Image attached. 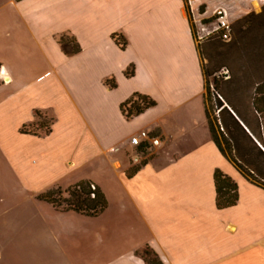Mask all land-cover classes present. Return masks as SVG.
Returning <instances> with one entry per match:
<instances>
[{"label":"rangeland","instance_id":"obj_1","mask_svg":"<svg viewBox=\"0 0 264 264\" xmlns=\"http://www.w3.org/2000/svg\"><path fill=\"white\" fill-rule=\"evenodd\" d=\"M186 3L198 44L207 42L209 37H218L213 33L217 10H224L234 29L238 20L264 10V0H186ZM212 5L222 7L215 9L211 17L202 19L197 27L195 16L199 19ZM23 17L19 4L15 6L11 0H0V62L13 77L10 83L0 77V264H53L55 256L44 246L40 247L42 244L39 245L36 232L31 234L30 225H36L45 215L61 220L38 202V195L56 186L66 189L88 178L104 184L112 208L88 222L70 217L60 222L64 229L63 264H107L119 255L123 241V237H119L122 228L119 221L122 222L124 211L123 183L113 164H106L97 156L95 147L101 122L98 111H105L106 107L112 111L115 99L99 98L102 94L96 77H88L87 84L73 88L49 75L44 81H38L36 78L50 67L49 49L36 30L27 27ZM254 21L240 34L233 30L231 38L238 37L236 42L232 39L218 44L222 46L221 55L210 49L208 65L203 58L205 70L207 66L218 69V74L225 75L226 79L236 73V82L241 85L244 96H251L252 86L264 80V36H259L264 32V20L262 23H258L260 18ZM261 68L263 73L258 71ZM205 77L206 102L215 119L217 110L212 92L223 93L209 85L213 78L206 74ZM84 90L88 92L86 100ZM36 110H41L43 118L36 115ZM34 119L37 120L28 123ZM42 122L48 126L53 122L52 134L46 135L47 127L39 126ZM115 123L123 127L120 122ZM91 145L93 155L87 152ZM137 154L141 151L136 148L126 154L131 170L155 156L154 152L149 156L142 153V158L136 162ZM215 161L218 168L238 184V202L219 208L207 193L203 202L201 196L196 200L190 191H182L172 202L170 211L180 217L183 224L158 225L157 228L164 229L162 241L182 252L173 264H264V189L248 181L223 156ZM196 201L204 211L193 216L191 210L197 207ZM156 211L160 214L159 207ZM12 223L15 225L11 226ZM229 225L236 229L229 230ZM72 227L74 229L69 230ZM23 234H31V242L29 236L25 241ZM144 250L137 252L143 258L147 257ZM147 259L153 262L152 256Z\"/></svg>","mask_w":264,"mask_h":264},{"label":"crops","instance_id":"obj_2","mask_svg":"<svg viewBox=\"0 0 264 264\" xmlns=\"http://www.w3.org/2000/svg\"><path fill=\"white\" fill-rule=\"evenodd\" d=\"M11 2L15 6H21L24 23L28 28L36 30L49 49L50 67L36 78L38 81H44L49 75L73 88L77 84H87L88 77H96L102 94L99 98L106 97L109 101L111 97L115 99L112 111H108L107 107L105 111H98L101 122L97 127L99 142L95 147L97 156L100 155L102 162L113 164L123 183L124 211L122 216L119 213L122 217V222L119 221V227L122 226L119 237H123V241L120 242L119 255L114 256L107 264H147L142 255L137 253L145 247L153 249L164 264L177 262L182 252H178L173 244L162 241L164 229L160 230L157 226L183 224L180 217L174 216L170 211L172 202L182 191H190L196 200L201 196L200 200L203 202L207 193L215 203L217 193L214 172L218 168L215 160L222 156L225 158L209 128L203 58L197 38L193 35L185 1ZM219 7L222 6L212 5L203 15L200 14L199 19L195 16L197 27L202 19L211 17ZM115 33L122 34L127 39L125 49L113 38ZM62 34L74 36L81 51L73 55L67 54L58 41ZM0 64V77L6 83L12 82L10 72L2 62ZM132 65L135 66V75L128 77L125 73ZM108 79L115 80L117 86L111 88L107 85ZM83 93L86 100L87 90ZM135 93L150 96L157 102V106L141 115L127 118L122 104ZM37 111L41 110H36V115ZM115 122H120L123 127L119 128ZM135 126L138 128L132 131L131 128ZM51 128V132L46 135L53 133V122ZM140 130H148L161 137L163 143L153 148L155 156L148 158L136 174L129 176L131 167L126 154L135 150L131 137ZM93 151V146L87 149L92 155ZM82 180L92 181L105 192L109 205L102 214L88 216L73 210H61L40 199L39 195L37 200L61 221L70 217L72 220L88 222L110 211V194L104 184L91 178ZM198 202L196 201L197 207L191 210L193 216L204 211L198 207ZM158 207L160 214L157 215ZM60 222L45 215L37 220L36 225H30L31 234L36 232L39 245L42 244L40 247L44 246L55 256L53 264H63L61 247L64 229ZM13 225L15 224L12 223L11 226ZM72 229L74 228L69 230ZM228 229L233 231L236 228L229 225ZM18 230L15 231L18 233ZM31 234H23L22 237L25 239L29 236L31 242Z\"/></svg>","mask_w":264,"mask_h":264},{"label":"trees","instance_id":"obj_3","mask_svg":"<svg viewBox=\"0 0 264 264\" xmlns=\"http://www.w3.org/2000/svg\"><path fill=\"white\" fill-rule=\"evenodd\" d=\"M184 1L187 11H189L186 0ZM259 18L260 22L258 23H262L264 10L260 14L250 13L238 20L235 23V29L234 25L232 26L233 30L240 34L246 31L247 27H250L255 22V19ZM191 26L193 35L196 38L195 25L192 20ZM263 33L259 36L263 37ZM113 38L123 49L127 47L128 41L122 34L115 33ZM232 39H235L234 41L236 42L238 37H233ZM58 41L69 55L81 51L80 44L72 35L62 34L59 36ZM220 42H223L220 36L209 37L207 42H199L198 47H200L201 56L207 61V65L211 62L210 49L221 55L219 51L222 46L218 45ZM204 71L207 77L213 78L209 85H214L215 89L219 90V92L221 90L223 93L215 95L212 92L216 101L217 114L215 119L206 102V115L213 140L225 158L248 181L264 189V80L252 86L254 90L251 96H244L241 95V85L238 81L236 82V79H238L236 73L226 79L225 75L218 74L220 72L218 69H211L207 66ZM258 71L263 73L262 68L258 69ZM125 74L128 77L134 76L135 66H130ZM257 76L260 77L259 75ZM106 83L111 88L117 86L116 81L113 79L106 80ZM155 106H157V102L150 96L135 93L122 104V110L127 118H132ZM37 115L43 118L41 111H37ZM39 126L41 129L47 127L45 130L47 134L52 130L51 125L48 126L45 122L40 123ZM146 162L132 168L129 171V176L136 174ZM214 179L217 206L226 208L235 205L239 200V186L236 181L219 168L214 172ZM39 198L50 202L58 209L73 210L88 216L102 214L109 205L108 198L102 188L90 180L79 181L66 189L60 186L53 187L39 194ZM143 254L147 256L144 258L147 264H164L153 249L145 247ZM148 256L153 257V262L147 259Z\"/></svg>","mask_w":264,"mask_h":264},{"label":"built area","instance_id":"obj_4","mask_svg":"<svg viewBox=\"0 0 264 264\" xmlns=\"http://www.w3.org/2000/svg\"><path fill=\"white\" fill-rule=\"evenodd\" d=\"M217 26L213 33H217L224 41H230L232 37L233 27L228 21L224 10H217ZM163 143L162 138L153 135L148 130H140L137 134L131 137V144L134 148L139 149L141 154H137L135 161L138 162L142 155L149 156L153 152L154 147H158ZM143 153V154H142Z\"/></svg>","mask_w":264,"mask_h":264}]
</instances>
